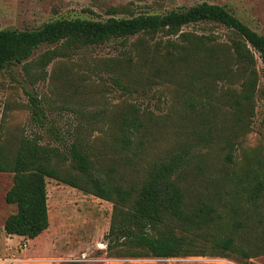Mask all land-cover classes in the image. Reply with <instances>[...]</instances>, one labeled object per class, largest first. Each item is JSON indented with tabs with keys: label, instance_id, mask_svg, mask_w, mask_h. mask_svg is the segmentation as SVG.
Returning a JSON list of instances; mask_svg holds the SVG:
<instances>
[{
	"label": "trees",
	"instance_id": "1",
	"mask_svg": "<svg viewBox=\"0 0 264 264\" xmlns=\"http://www.w3.org/2000/svg\"><path fill=\"white\" fill-rule=\"evenodd\" d=\"M111 12L106 19L59 17L34 29H0V70L24 63L40 67L37 78H44L58 56L112 40L128 45L137 36L127 56L107 64L111 78L129 92L164 83L172 91L169 109L159 115L129 103L116 112L81 110L75 136L65 142L59 128L47 125L42 99L30 92L32 118L60 144L41 143L40 135L15 144L0 138V171L14 172L6 200L17 205L6 233L35 238L49 228L47 184L54 178L113 202L110 247L129 244L138 249L132 255L248 260L264 253V229L257 224L264 226V155L239 159L236 153L255 113V54L264 62V34L208 1L166 13ZM206 22L229 29L228 41L184 29ZM43 43L56 47L30 59Z\"/></svg>",
	"mask_w": 264,
	"mask_h": 264
},
{
	"label": "rangeland",
	"instance_id": "2",
	"mask_svg": "<svg viewBox=\"0 0 264 264\" xmlns=\"http://www.w3.org/2000/svg\"><path fill=\"white\" fill-rule=\"evenodd\" d=\"M204 1L226 6L249 26L264 34V0H0V29H34L59 17L106 19L113 15L112 9L117 11L116 16L166 13ZM184 29L216 35L224 42L230 37L229 29L215 22L191 24ZM135 39L137 36L131 37L129 44ZM146 39L154 41L150 36ZM129 44L112 40L81 49L71 57L58 56L46 68L44 78H37L40 67L30 69L24 63L11 64L0 70V138L12 137L15 144L24 135H40L41 143L60 144L44 128L38 127L32 118L30 92L42 99L47 125L59 128L65 142L75 136L81 110L108 108L116 112L129 103H135L159 115L166 113L172 91L164 83L132 92L114 84L111 78L113 72L107 64L115 58L127 56L132 48ZM55 47L54 43H43L30 59H36ZM255 55L259 72L255 113L238 139L236 153L239 159L244 153L260 151L264 155V62L259 54ZM93 133L92 137L97 138L96 144L101 145V131ZM150 150L151 157L153 149ZM215 161L218 166L219 160ZM146 165L144 161L141 167ZM13 183L14 172L0 171V264H248L249 261L264 264V253L248 260L234 254L166 258L132 255V251L138 249L132 250L125 243L110 247L111 236L108 233L114 203L54 178H48L47 184L49 228L35 238L8 234L4 229L5 221L17 210L16 204L6 200ZM195 184L200 186V182ZM257 224L259 229H264L263 224Z\"/></svg>",
	"mask_w": 264,
	"mask_h": 264
}]
</instances>
